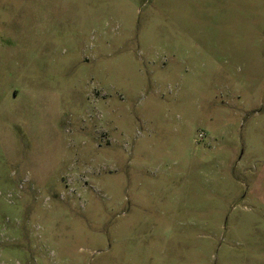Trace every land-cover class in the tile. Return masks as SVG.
<instances>
[{
	"label": "rangeland",
	"instance_id": "rangeland-1",
	"mask_svg": "<svg viewBox=\"0 0 264 264\" xmlns=\"http://www.w3.org/2000/svg\"><path fill=\"white\" fill-rule=\"evenodd\" d=\"M0 264H264V0H0Z\"/></svg>",
	"mask_w": 264,
	"mask_h": 264
}]
</instances>
